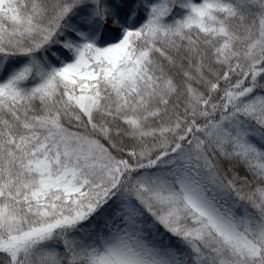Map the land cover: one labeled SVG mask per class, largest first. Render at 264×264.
I'll return each instance as SVG.
<instances>
[{
    "label": "snow or ice",
    "instance_id": "6c2138e0",
    "mask_svg": "<svg viewBox=\"0 0 264 264\" xmlns=\"http://www.w3.org/2000/svg\"><path fill=\"white\" fill-rule=\"evenodd\" d=\"M0 264H264V0H0Z\"/></svg>",
    "mask_w": 264,
    "mask_h": 264
}]
</instances>
